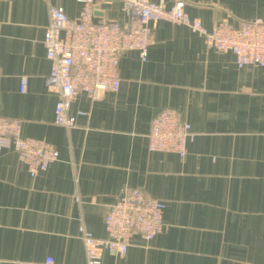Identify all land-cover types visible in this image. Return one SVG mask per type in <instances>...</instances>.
<instances>
[{
	"label": "crops",
	"instance_id": "crops-1",
	"mask_svg": "<svg viewBox=\"0 0 264 264\" xmlns=\"http://www.w3.org/2000/svg\"><path fill=\"white\" fill-rule=\"evenodd\" d=\"M51 6L72 19L83 10L80 0H0V116L60 154L32 176L14 149L0 153V264H86L81 227L107 237L105 216L126 188L165 202L163 229L133 237L124 256L105 252L102 264H264V67L241 68L232 52L161 21L145 62L122 56L117 92L79 94L70 113L83 114L69 129L55 123L48 84ZM186 12L208 29L238 27L264 21V0H187ZM96 13L128 19L118 1L97 0ZM167 108L196 134L185 157L149 150L152 120Z\"/></svg>",
	"mask_w": 264,
	"mask_h": 264
},
{
	"label": "built area",
	"instance_id": "built-area-1",
	"mask_svg": "<svg viewBox=\"0 0 264 264\" xmlns=\"http://www.w3.org/2000/svg\"><path fill=\"white\" fill-rule=\"evenodd\" d=\"M118 1L128 19L107 21L97 19V0H80L83 10L78 19L70 18L61 7L51 6L49 24L44 35L47 58L51 62L48 84L58 92L55 123L67 128L76 124L77 115L70 113L79 94L92 101L103 92H117L121 86L119 66L129 51H137L143 62L148 59L153 28L161 21L182 24L203 36L209 46L222 52H232L239 67H264V21L242 22L233 27L227 22L208 29L200 20L186 12L187 0H173L170 8L152 0ZM2 72L0 69V87ZM28 86L22 77L21 91ZM22 122L0 116V153L14 149L32 176L46 171L58 161L60 154L51 144L21 135ZM192 125L179 111L167 108L152 120L148 134L149 150L174 152L181 157L188 153V144L195 140ZM165 202L146 195L139 189L126 188L105 216V238H97L81 227L86 264H102L105 252L124 256L131 239L140 236L153 240L163 229ZM39 264H55L47 257Z\"/></svg>",
	"mask_w": 264,
	"mask_h": 264
},
{
	"label": "water",
	"instance_id": "water-1",
	"mask_svg": "<svg viewBox=\"0 0 264 264\" xmlns=\"http://www.w3.org/2000/svg\"><path fill=\"white\" fill-rule=\"evenodd\" d=\"M99 13H96V15H98ZM98 22V20L97 19H95V23H97Z\"/></svg>",
	"mask_w": 264,
	"mask_h": 264
}]
</instances>
